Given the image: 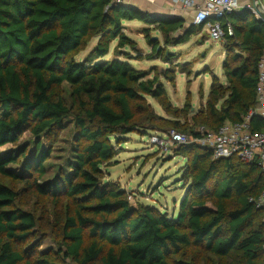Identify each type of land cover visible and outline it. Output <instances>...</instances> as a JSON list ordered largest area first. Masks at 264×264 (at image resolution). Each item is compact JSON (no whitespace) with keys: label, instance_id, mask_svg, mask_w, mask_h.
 <instances>
[{"label":"trees","instance_id":"16d2710c","mask_svg":"<svg viewBox=\"0 0 264 264\" xmlns=\"http://www.w3.org/2000/svg\"><path fill=\"white\" fill-rule=\"evenodd\" d=\"M130 21L146 27L150 53L138 55L139 61L155 57L171 64L174 55L164 48L184 44L203 29L142 14L120 0H0V149L13 147L0 151V176L21 185L17 191L0 183V264H195L187 258L190 248L204 251L213 264H264V211L249 202L264 192V173L256 164L213 160L205 146H178L185 194L170 215L131 205L128 193L106 180L121 139L162 122L146 102L165 99L159 77L134 69L130 55L121 52L127 47L138 53L125 35L123 24ZM222 23L233 32L222 40L230 54L222 65L225 85H211L203 124L215 132L224 122L248 117L250 129L260 131L264 125L253 112L264 22L244 10ZM150 31L161 34L163 48ZM90 39L96 43L88 56L75 60ZM163 79L170 81L167 72ZM62 84L70 90L68 102ZM69 128L63 168L40 181ZM24 134L31 144H20ZM23 190L49 196L55 205L67 197L69 204L62 216L43 220L21 207ZM45 238H55L56 247L43 248Z\"/></svg>","mask_w":264,"mask_h":264},{"label":"rangeland","instance_id":"374dc122","mask_svg":"<svg viewBox=\"0 0 264 264\" xmlns=\"http://www.w3.org/2000/svg\"><path fill=\"white\" fill-rule=\"evenodd\" d=\"M143 28H146L143 24L131 23L125 31V35L136 42L135 49L138 53L127 47L121 52L130 55V60L127 62L134 69L150 73L149 77L154 75L159 77L165 90V99L159 101L146 97V102L154 114L162 119V122L152 123L151 130L134 132L121 139V145L117 147V155L113 159L115 163L108 168L106 180L115 183L127 192L131 205H148L170 215L176 213L185 194L181 182L185 160L175 155L177 146L172 142L171 133L186 134L194 138L191 131L197 134L213 132L203 124L202 115L206 113V102L211 85L213 83L225 85L222 65L230 54L225 52L222 40L213 41L203 28L192 35L186 43L164 48L174 55L171 64L164 63L155 57L150 61H139L137 60L138 55L146 56L150 53ZM149 35L157 38L160 46L164 47L160 33L150 31ZM95 43L96 39H90L76 52L74 59L80 61L87 57ZM114 44L110 48V54L106 57L107 60L113 57ZM119 59L122 60V58ZM165 72L170 81L163 79ZM69 93V87L62 84V97L67 102ZM174 123L186 132L178 131ZM27 141L31 144L33 139L30 135L24 134L20 139V144ZM70 143L71 128L60 134L58 143L53 147L54 151L44 163L46 174L40 181L51 180L58 170L63 168ZM194 145L201 146L196 143ZM11 149H13L11 145H6L0 151L8 152ZM16 166L19 167V164ZM215 180L216 177L211 180L210 188L214 187ZM37 182L39 183V179ZM0 183L12 185L17 191L21 187L20 183L2 176H0ZM17 201L23 209L34 212L43 220L52 219L57 213L62 216L66 205L69 204L67 197H61L55 205L49 196L39 195L34 190L21 191ZM38 227L41 231L47 232L43 223L38 222ZM54 242L55 238H45L43 248H55ZM187 255L189 261L195 264H202L205 258H210L209 264L216 262L204 251L194 248L188 249Z\"/></svg>","mask_w":264,"mask_h":264},{"label":"built area","instance_id":"2783aa9c","mask_svg":"<svg viewBox=\"0 0 264 264\" xmlns=\"http://www.w3.org/2000/svg\"><path fill=\"white\" fill-rule=\"evenodd\" d=\"M178 1V0H173ZM186 8L195 11L192 24L206 29L213 41H221L232 37L233 32L228 23L222 21L238 9L237 0H201L196 6L193 0H179ZM256 83V107L253 114L262 120L264 125V57L260 60ZM201 136L191 138L187 135L172 132V142L176 146L201 144L211 152L213 160H223L236 157L245 163H254L264 173V127L260 131H252L248 117L239 123L224 122L215 132H199ZM255 209L264 211V192L256 198H249ZM264 248V246H262Z\"/></svg>","mask_w":264,"mask_h":264},{"label":"crops","instance_id":"0c3cea01","mask_svg":"<svg viewBox=\"0 0 264 264\" xmlns=\"http://www.w3.org/2000/svg\"><path fill=\"white\" fill-rule=\"evenodd\" d=\"M193 1L196 6L201 5V0H193ZM237 1H238V9L236 10L235 14L240 13L244 10H248L251 14L255 15L254 14L255 7L259 11L264 13V0H237ZM120 2L126 7L136 9L142 14H148L162 18H178L180 20H183L184 22L183 25L185 28L193 25L192 21L195 14L194 9L184 7L183 2L179 0L176 2L173 0H120ZM131 23L138 24L139 22L137 21L125 22L123 24L124 28L127 30V26Z\"/></svg>","mask_w":264,"mask_h":264},{"label":"water","instance_id":"95a60500","mask_svg":"<svg viewBox=\"0 0 264 264\" xmlns=\"http://www.w3.org/2000/svg\"><path fill=\"white\" fill-rule=\"evenodd\" d=\"M255 15L258 19H260L262 22H264V13H262L261 11H259L256 7H255ZM156 39V38H153Z\"/></svg>","mask_w":264,"mask_h":264}]
</instances>
